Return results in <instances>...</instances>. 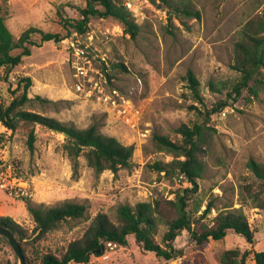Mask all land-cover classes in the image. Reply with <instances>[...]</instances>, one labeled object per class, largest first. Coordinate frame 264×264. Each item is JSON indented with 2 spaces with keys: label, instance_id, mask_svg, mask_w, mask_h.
<instances>
[{
  "label": "rangeland",
  "instance_id": "obj_1",
  "mask_svg": "<svg viewBox=\"0 0 264 264\" xmlns=\"http://www.w3.org/2000/svg\"><path fill=\"white\" fill-rule=\"evenodd\" d=\"M123 1L139 24L135 38L117 19L93 18L83 35L73 33L62 42L34 47L31 55L12 68L9 80L5 68L0 69V94L5 102L22 94L24 83H18L30 76L33 84L26 109L82 128L98 122L104 133L135 146L131 167L98 174L80 156L75 175L63 148L65 133L24 121L12 131L0 123V163H13L18 175L28 180L31 192V196L18 197L0 188V216H11L32 230L35 223L29 205L65 201L87 205L86 219L65 222L43 240L42 244L58 252L80 237L97 213L114 214L121 204L172 199L176 190L189 185L183 175H167L151 167L155 161L174 158L156 143L155 134L178 140L181 135L176 129L181 124L199 120L189 107L200 105L190 88L189 71L199 80L208 107L219 99L228 100L211 117L216 132L199 179L201 197L205 202L215 201L210 219L225 204L241 206L239 185L255 180L249 159L264 163V88L255 97L246 89L236 100L228 97L239 76L232 68L235 42L251 18L264 15V0H171L199 10L200 17L170 14L162 0ZM0 4L9 29L19 37L29 26L62 31L58 11L78 18L86 0H0ZM102 61L112 67L108 74ZM120 62L126 70L115 66ZM211 81L225 89L213 92ZM32 128L36 131L34 151L27 145ZM243 209L256 231L253 244L229 232L222 240L198 247L184 230L175 241L182 255L165 260L143 250L130 235L127 245L108 243L103 255L72 264H223L227 249L264 251V210L247 205ZM248 261L256 264L252 254ZM0 264H20L13 246L0 249Z\"/></svg>",
  "mask_w": 264,
  "mask_h": 264
},
{
  "label": "trees",
  "instance_id": "obj_2",
  "mask_svg": "<svg viewBox=\"0 0 264 264\" xmlns=\"http://www.w3.org/2000/svg\"><path fill=\"white\" fill-rule=\"evenodd\" d=\"M164 8L170 14L188 17H200V11L188 5L171 0H162ZM80 16L72 18L61 10L58 11L62 31H45L37 26H29L15 37L9 29L3 8L0 4V69L5 68L7 79L13 67L23 62L32 54L34 47L46 42H62L73 33L83 35L89 31L93 18H114L120 21L127 33L135 38L139 33V24L134 14L123 0H86L80 7ZM103 69L108 74L112 67L102 61ZM127 69L123 62L115 64ZM232 68L239 76L231 84L228 97L234 100L246 89L251 95L258 96L264 88V15L251 18L243 27L240 37L234 45V63ZM190 88L199 104L189 107L199 116L193 124L183 123L177 129L180 139L155 134L154 139L167 149L174 158L171 161L158 160L151 164L159 173L183 175L189 185L176 190L172 199L164 197L152 201H140L134 205L121 204L114 214L99 212L85 228L80 237L70 240L61 252L42 244L46 236L65 222L87 218V205L82 202L65 201L53 206L29 205L35 226L32 230L25 227L11 216H0V226L9 229L18 239L26 264H72L88 263L93 256L105 253L108 243L127 245L133 235L145 251L154 252L165 260H173L182 255L183 250L175 244L176 238L184 231L190 233V241L203 247L210 240H222L229 232L244 237L253 244L256 231L251 227L243 206L257 207L264 210V163L250 158L247 162L255 180L239 185L240 207L225 204L218 214L210 219L215 201L200 195L199 179L206 169L205 154L211 147L216 128L211 124V117L228 105V100L219 99L208 107L200 93V82L189 71ZM22 81V82H21ZM23 92L14 96L9 103L0 94V123L15 131L21 121L38 123L58 132L66 133L63 148L71 158L74 174H78L80 156H85L89 166L100 174L105 170L114 173L132 166L135 146L125 144L116 136L102 131L98 122L87 127H78L65 123L55 117L25 108L30 101L29 89L33 84L30 76L22 77ZM213 92H221L225 86L210 82ZM16 93V91H13ZM36 131L32 128L28 134L27 145L35 149ZM27 199V198H26ZM210 220V221H209ZM4 245L12 246L0 233V249ZM253 255L256 264H264V251L227 249L222 258L223 264H249ZM15 256L18 257L16 251Z\"/></svg>",
  "mask_w": 264,
  "mask_h": 264
},
{
  "label": "built area",
  "instance_id": "obj_3",
  "mask_svg": "<svg viewBox=\"0 0 264 264\" xmlns=\"http://www.w3.org/2000/svg\"><path fill=\"white\" fill-rule=\"evenodd\" d=\"M0 188L10 195L31 196L28 180L24 176L18 175L13 163H0Z\"/></svg>",
  "mask_w": 264,
  "mask_h": 264
},
{
  "label": "water",
  "instance_id": "obj_4",
  "mask_svg": "<svg viewBox=\"0 0 264 264\" xmlns=\"http://www.w3.org/2000/svg\"><path fill=\"white\" fill-rule=\"evenodd\" d=\"M153 3H157L156 0H150ZM159 7H161V3L158 4ZM66 135V133H65ZM0 233L3 234L8 241L11 243V245L13 246L14 250L16 251L19 260H20V264H26L25 262V257L22 253V248L21 245L18 241V239L16 238V236L7 228H4L2 226H0Z\"/></svg>",
  "mask_w": 264,
  "mask_h": 264
}]
</instances>
